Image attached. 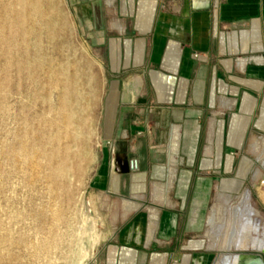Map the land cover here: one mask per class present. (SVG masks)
I'll list each match as a JSON object with an SVG mask.
<instances>
[{
	"label": "crops",
	"instance_id": "0c3cea01",
	"mask_svg": "<svg viewBox=\"0 0 264 264\" xmlns=\"http://www.w3.org/2000/svg\"><path fill=\"white\" fill-rule=\"evenodd\" d=\"M74 4L108 77L97 179L130 199L166 186L176 169L170 206H163L170 215L161 223L158 214L153 233L146 214L128 215L103 264H174L176 257L177 264H209L187 256L212 252L202 238L207 204L248 188L250 146L264 134V0ZM195 207L201 215L192 225Z\"/></svg>",
	"mask_w": 264,
	"mask_h": 264
},
{
	"label": "rangeland",
	"instance_id": "374dc122",
	"mask_svg": "<svg viewBox=\"0 0 264 264\" xmlns=\"http://www.w3.org/2000/svg\"><path fill=\"white\" fill-rule=\"evenodd\" d=\"M5 2L6 0H0V13H4L0 14V16L3 15L2 17H0L1 20L6 16L4 11L5 9L3 8H9L10 6H13V3H11L10 5L7 4L9 2H13V0H7L6 4ZM59 3L60 11L63 15L64 22L66 23L65 28L66 31H68V33L66 32L67 42L65 43V46L67 48L65 47L66 49L64 50V45H62L59 40L49 41L48 39H46V37L44 38L43 35L42 45L44 44V46H42V50L45 57V67L39 69L41 71L38 70L39 72L37 71L36 75L32 76V78L28 71L26 72V74L28 75L25 76L26 74L24 72L26 70H22L21 72L23 73L20 74V70L15 67L16 62L18 61V56L16 57L15 54L18 53L19 55L24 50L23 46L19 43L22 47V51L20 52H18L19 49L21 50V48L18 47V44L16 48H13L12 52H10V50L7 52V50L5 51V48H9L7 47V45H4L5 42L2 40V37H0V81L7 80V86L4 88L5 90L0 88V91L2 92H0V144H3L0 145V153L2 154H0V175L3 174L0 176V264H103V262L106 260V253L104 252V248L109 245L113 238V235L117 232V229L121 227L123 221H125V218L133 213H127L125 216H123L124 213L122 211L121 201L122 199L128 198L112 195L111 192L104 188V185H101L102 181L97 179V171L99 170V167L102 163V156L105 153L102 116L104 111L108 77L105 65L103 63V57L97 52V47L91 44L87 32L82 28V24H80L79 18L76 14L77 6L74 4V0H59ZM67 38L70 39V41ZM68 43H70V45H68ZM64 51L68 52L69 54H66ZM33 53L34 55L36 54L35 57L37 58L38 54L35 52ZM33 53H30V55H32V58H35ZM4 54L6 55V57L8 55L7 58L9 60L6 59ZM58 54H63V57L59 55L58 58ZM68 55L71 58H68ZM2 56L3 58H1ZM11 56H13V58ZM50 57L51 59H49ZM80 57H84L85 59L90 61L91 65L86 67L84 72L87 75L93 76L97 85V91L94 98L95 104H93L92 109V116L94 119V135L91 137L89 143L91 160L85 168L83 174V176L85 175L84 178L80 180V182H82H79L80 186L79 184H77V186L70 184L67 189H59L56 184H53L52 182L50 183L48 179L47 167L42 166L39 169H34L32 166L25 163L24 157L22 155H18L17 158H14L12 155V149H19L18 147H20L21 143L26 138L33 141L34 136L31 138L32 133H34L35 130L38 132V130L44 129L45 126L42 122H40L41 116L39 115L53 112L51 113V117H53L55 114L54 110L56 108L57 98L60 90L55 88H49V90V86L45 88L47 86L46 82H48V79H50L49 77L46 78V75L49 76V70L51 68L59 67L66 61L78 60L80 59ZM82 58L80 60H82ZM3 60L5 61V63ZM45 62H48V66ZM7 63H9L10 65L12 64L11 66H13V68ZM5 64L6 67L4 66ZM5 69L11 70H9V72ZM10 73H12V75ZM6 76L9 78L7 79ZM15 76H17V78L19 79L15 78ZM28 76H30V79ZM21 78L25 80L22 79L20 82ZM40 79H42V81ZM8 80L12 83H9ZM38 82L41 84H39ZM38 85L40 86L37 87ZM8 86H10L11 88H9ZM31 87L32 89L34 88L35 93L31 89ZM46 89L48 90V93ZM45 92L47 96L50 93V95L48 96L50 98L46 100L43 99L46 96ZM43 93L45 96L42 95ZM4 94H6L7 96ZM9 94L10 97L8 96ZM36 95L40 99L35 97ZM52 96L55 98V100ZM34 100H36L35 105ZM30 105H33L32 107L35 110H33ZM21 108L24 111L21 110ZM48 108L52 110L49 111ZM4 109H7V111ZM4 112H7V115ZM23 114L25 116H23ZM2 115H6L5 118H3L4 116L2 117ZM33 116L35 117L34 119ZM1 120H3V123ZM34 120L37 123L34 122ZM22 121H24V123ZM30 122L32 123L30 124ZM27 126L28 128L26 129ZM21 130L23 133H25V136L23 135V133L21 134ZM13 132L15 133V136H12ZM46 132L47 134L49 133L48 135H50L48 136L46 134V136L48 138L51 137V132L48 130ZM16 134H21L23 135V137ZM16 136H19V138L21 139ZM262 136H264V134L259 135L258 138L250 146V151L252 154L251 160L253 161V164L246 175V180H248L249 182L248 188L251 190V195L255 206L262 214H264V168H260V163L258 162V158L262 153L264 147V137ZM16 138H18L19 140H15ZM10 142H13L14 145ZM48 145L50 144L47 143L46 147L48 149L51 148V145L49 147ZM5 150L6 153L3 152ZM3 154L5 156H3ZM10 155L12 156V158ZM92 156L94 158H92ZM12 165L13 168H11ZM15 165L17 170L19 168L18 172H16L14 169ZM6 166H9V170L6 169ZM26 168H29V170ZM44 168H46V170ZM256 169H260L261 173L259 181L254 182L253 178L255 176ZM7 171L10 173H8ZM21 171L22 173L20 174ZM23 172L25 176H22ZM26 174L30 175L27 176ZM37 174L39 175V178H35ZM27 177L28 179H26ZM243 191L244 190H240L238 194L232 196L235 199L239 197ZM58 194L63 195L61 196ZM142 194L144 196V200L142 199L140 201V204L142 206L140 209V213L146 214L149 218L151 209L158 210V212L162 216L160 221L162 223L164 217H168L171 211L168 208H163V206H160L157 203L153 202V188L147 189ZM216 195H212V198L207 204L205 211L206 217L208 215V211L217 198ZM54 208L55 210H53ZM194 209H196V207ZM55 211H58V214L60 213L59 217L55 214ZM191 213L193 212L191 211ZM205 231L206 228H203L202 238L204 239V244H206L208 249L212 252H210L208 255H205V253H193L190 255L188 254V260L193 258L201 259L202 256L205 257L204 259L209 258V264H215V262L219 260V253L216 252L214 248L210 247L208 239L204 238ZM197 236V233H194V240H198ZM188 240L192 239L190 238ZM44 244L45 246H43ZM39 247L40 249H38ZM175 259L176 260L174 264H177V261L180 259V257H176Z\"/></svg>",
	"mask_w": 264,
	"mask_h": 264
},
{
	"label": "bare ground",
	"instance_id": "6f19581e",
	"mask_svg": "<svg viewBox=\"0 0 264 264\" xmlns=\"http://www.w3.org/2000/svg\"><path fill=\"white\" fill-rule=\"evenodd\" d=\"M10 1H12V0H10ZM2 2H4V1H2ZM6 2H7V0H6ZM6 2H5V4H6ZM11 3H13L12 7L10 6L9 8H6V7L3 8V9H5L4 11H5L6 16L4 17V19L2 18V20L0 18V37H2V40L5 42V44H4V42H3V44L7 45V47L9 48V49L5 48V51L7 50V52L9 50H10V52H12L13 48L14 47L16 48V46H18V45H19L18 47L21 48V50L19 49V51H18V52H20V51H22V47L20 46V44L23 46L24 50L19 55H18V53L15 54L16 57L18 56L17 57L18 65L16 62L15 67L18 68L20 70V72L22 70H26L24 72L25 74L28 71L29 74L31 75V78H32V76L36 75V72L39 69H42L43 67H45L44 66L45 57L43 55V50H42V46H44V44L42 45L43 35H44V38L46 37V39H48L49 41L59 40L61 42V44L64 45V50L67 48L65 46V43L67 42L66 37H67V33H68V31H66V28H65L66 23L64 22L63 15H62L60 8H59L60 7L59 0H13V2H9L7 4L10 5ZM0 14H4V13H0ZM2 16L3 15H1L0 17H2ZM69 36H71V35H69ZM68 40L70 41V39H68ZM45 41H47V40H45ZM68 45H70V43H68ZM57 49H59V48H57ZM0 50H1V48H0ZM60 50H61V45H60ZM5 51H3V52H5ZM31 51L38 54L37 58L35 57L36 54L34 55V53ZM3 52H1V53H3ZM7 52H6V54H7ZM10 52H9V55H10ZM30 53H33L35 58H32V55H30ZM65 53L67 54L68 52H65ZM59 55L60 54H58V58H59ZM62 55L63 54H61L60 56H62ZM3 56L1 58H3ZM13 56H11V57L13 58ZM5 57H6V55H5ZM7 57H8V55H7ZM7 57H6V59H8ZM11 57H9V58H11ZM68 58H71V57H69V55H68ZM81 58L82 57H80V59ZM49 59H51V57ZM72 59H75V58H72ZM80 59L73 60V61H66V62L63 61L64 63L62 65H60L58 63L60 65L59 67L51 68L49 70L50 71L49 76L46 75V78L49 77L50 79H48L49 81L46 82L47 86L45 88H47L49 86L48 89L49 88H52V89L55 88V89L60 90V93H59L58 98H57L56 108L54 110L55 114L53 117H51V115H52L51 113H53V112H48V113H44L43 115H39V116H41L40 122H42L45 126L44 129L38 130V128H37L38 132L35 130L34 133H32V136L30 135L31 138L34 136L33 141H31L30 139H27V138L26 139L23 138L24 141L21 143L20 147H18L19 149L13 150L11 148L12 149V155L14 158H17L18 155H22L24 157L25 163L27 165L32 166L34 169H39L42 166L47 167L48 179H49L50 183L52 182L53 184H56V186L59 189H67V187L70 186V184L76 185V186H77V184H79V186H80V183L82 182V181L80 182V180L82 178H84V176H85V175L83 176L85 168L91 160L89 143H90L91 137L94 135V119L92 116V109H93V104H95L94 98H95V93L97 91V85H96V81L94 80L93 76L87 75L84 72L85 68L91 65L90 61H88L84 57L82 58V60H80ZM4 63H5V61H4ZM45 63H47L46 65L48 66V62H45ZM7 64H9V63H7ZM51 65H52V63H51ZM4 66L6 67V64ZM11 67L13 68V66H11ZM7 68H8V66H7ZM5 70H7V69H5ZM9 70H11V69H8L7 71H9ZM47 70H48V68H47ZM39 71H41V70H39ZM22 73L23 72H21L20 74H22ZM10 74L12 75V73H10ZM27 75L28 74H26L25 76H27ZM21 76H23V75H21ZM12 77H14V76H12ZM18 77H19V75H18ZM28 77L30 79V76H28ZM8 78L9 77H7V79ZM15 78H17V76H15ZM19 78H17V79H19ZM22 79L23 78L20 79V82ZM26 79H27V77H26ZM23 80H25V79H23ZM40 80L42 81V79H40ZM8 82H9V80H8ZM9 83H12V82H9ZM9 83H8V85H9ZM39 84H41V83H39ZM6 86H7V80L0 81V88L1 89L5 90L4 88ZM39 86L40 85H38L37 87H39ZM8 87L11 88L10 86H8ZM41 88H42V85H41ZM31 89H32V87H31ZM32 90L35 93L34 88ZM37 90H38V88H37ZM6 91H8V90H6ZM49 92H51V91H49ZM47 93H48V90H47ZM7 94H8V92H7ZM45 94H46V92H45ZM4 95H6V94H4ZM42 95L45 96L44 93ZM49 95H50V93L48 94V96ZM8 96L10 97V94ZM20 96H21V94H20ZM48 96L46 94V96L43 99L46 100V99L50 98ZM35 97H37V95ZM54 97H55V95H54ZM37 98H39V97H37ZM54 100H55V98H54ZM2 101H1V103H2ZM35 101L36 100H34V105H35ZM7 104H8V102H7ZM2 106H4V105H2ZM32 109H33V107H32ZM4 110L7 111V109H4ZM21 110H23V109L21 108ZM33 110H35V109H33ZM48 110L51 111L52 109L50 110L48 108ZM4 113H6V115H7V112H4ZM3 116L4 115H2V117ZM5 116L3 118H5ZM23 116H25V115L23 114ZM35 116H36V114H35ZM34 118L35 117L33 116V119ZM3 120H1L2 123H3ZM22 120H24V119H22ZM22 122L24 123V121H22ZM34 122H36V121L34 120ZM23 123H22V125H23ZM31 123L32 122H30V124ZM37 127H38V125H37ZM27 128H28V126L26 127V129ZM34 128H36V127H34ZM22 130H24V129H22ZM22 130L20 131L21 134L23 133ZM47 130L51 132V137H49V138L46 136ZM20 132H18V133H20ZM28 132H31V131H28ZM12 134H13L12 136H15L14 132ZM21 134L20 135L16 134V135L23 137V135L25 133H23V135H21ZM4 135H2V136H4ZM19 136H16V137L19 138ZM48 136H50V135H48ZM5 138H6V136H5ZM5 138H3V139H5ZM18 138H16L15 140H17ZM178 138H180L178 130L173 129V131H171V137H170L171 148L177 147L176 142H177ZM10 139H9V141H10ZM19 139H21V138H19ZM7 140H8V138H7ZM10 143L13 144V142H10ZM47 143L51 145V148L48 149L46 147ZM7 144H8V141H7ZM50 145H48V147ZM5 146H7V145H5ZM15 146H17V145H15ZM3 152L6 153V150ZM3 156H5V155L3 154ZM11 158H12V156H11ZM92 158H94V157L92 156ZM169 160L171 162L172 161L175 162L176 158L173 156H170ZM19 161H20V159H19ZM258 162L260 163V168H264V147H263L262 153L260 154V156L258 158ZM2 164H4V163H2ZM11 164H12V162H11ZM13 165H12V167L11 166L10 167L13 168ZM8 167L9 166H6V169L9 170ZM14 167H15L14 168L15 171L18 172L19 168L17 170L16 165ZM26 169L29 170V168H26ZM44 169L46 170V168H44ZM16 172H15V174H16ZM8 173H10V172H8ZM21 173H22V171L20 172V174ZM260 173H261L260 169H256L255 176L253 178L254 182L259 181ZM17 174H19V173H17ZM23 174H24V172H23ZM23 174H22V176H25V174L24 175ZM33 174H36V173H33ZM1 175H3V174H1ZM29 175H27V176H29ZM46 176H47V174H46ZM175 177H176V169L171 168L170 172H169V178H168L167 185L166 186L154 185L153 194H152L153 195L152 196L153 202L157 203L160 206H166V207L170 206L169 194H170V190L172 188V185L174 183ZM35 178H39V175L37 174V176H35ZM26 179H28V177ZM42 183H43V181H42ZM53 184H51V185H53ZM58 195L62 196L63 194H58ZM216 196H217V198L215 199V202L212 205V207L210 208V210L208 211L207 219L204 222V228H206L204 238H207L209 241L208 243H209L210 247L214 248L216 250V252L219 253V260L216 261L215 264H240L241 259L244 260L246 258H249L246 255L264 254V214H262L257 209V207L255 206V203L252 199L251 190L249 188H246L242 192V194L235 199L232 195L230 196L227 194H218ZM142 199H144L143 196H137V197H134L132 199H122L121 207H122V211L124 213L123 216H125L127 213H131V212H135V211L140 210L142 207L140 204V201ZM53 210H55V208ZM44 211H46V210H44ZM58 211H55L56 213L55 212L54 213L59 217L60 213L58 214L57 213ZM51 213H52V211H51ZM158 214H159L158 210H155V209L150 210V216H149L150 218L149 219H150L151 223H149V225L151 224L150 227H151L152 233H153V231L156 230L157 225H158V221H159L158 220ZM200 215H201V211L198 210V208L196 207V209H194V211L191 215L192 216V221H191L192 225H196L198 223V219H199ZM148 243H149V241H148ZM43 246H45V244ZM38 249H40V247Z\"/></svg>",
	"mask_w": 264,
	"mask_h": 264
},
{
	"label": "water",
	"instance_id": "95a60500",
	"mask_svg": "<svg viewBox=\"0 0 264 264\" xmlns=\"http://www.w3.org/2000/svg\"><path fill=\"white\" fill-rule=\"evenodd\" d=\"M249 258L241 259L240 264H264V254H249Z\"/></svg>",
	"mask_w": 264,
	"mask_h": 264
},
{
	"label": "built area",
	"instance_id": "2783aa9c",
	"mask_svg": "<svg viewBox=\"0 0 264 264\" xmlns=\"http://www.w3.org/2000/svg\"><path fill=\"white\" fill-rule=\"evenodd\" d=\"M115 0H113V2H114ZM241 66V63H237V67L239 68ZM243 67V66H242ZM241 67V68H242ZM222 103H225V104H230L229 102H223V101H221ZM131 167H132V170L133 171H137L138 170V166H137V163H135L134 161L132 162V164H131ZM136 167V168H135Z\"/></svg>",
	"mask_w": 264,
	"mask_h": 264
}]
</instances>
